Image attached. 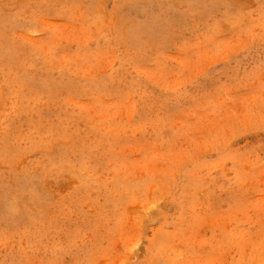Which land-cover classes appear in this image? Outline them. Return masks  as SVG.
<instances>
[{
	"label": "rangeland",
	"instance_id": "1",
	"mask_svg": "<svg viewBox=\"0 0 264 264\" xmlns=\"http://www.w3.org/2000/svg\"><path fill=\"white\" fill-rule=\"evenodd\" d=\"M0 264H264V0H0Z\"/></svg>",
	"mask_w": 264,
	"mask_h": 264
}]
</instances>
